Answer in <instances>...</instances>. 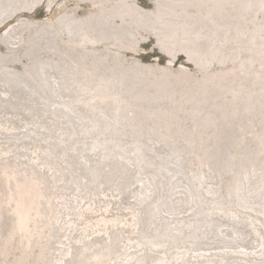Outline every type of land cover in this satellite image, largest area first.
<instances>
[{
    "label": "rangeland",
    "instance_id": "374dc122",
    "mask_svg": "<svg viewBox=\"0 0 264 264\" xmlns=\"http://www.w3.org/2000/svg\"><path fill=\"white\" fill-rule=\"evenodd\" d=\"M25 1L0 264H264V0Z\"/></svg>",
    "mask_w": 264,
    "mask_h": 264
},
{
    "label": "bare ground",
    "instance_id": "6f19581e",
    "mask_svg": "<svg viewBox=\"0 0 264 264\" xmlns=\"http://www.w3.org/2000/svg\"><path fill=\"white\" fill-rule=\"evenodd\" d=\"M137 1V0H136ZM43 2V0H26L25 1V4H23V9L25 10V11H28V12H32L34 9H35V7L36 6H38L40 3H42ZM136 3V2H135ZM13 4V3H12ZM15 6V5H14ZM136 7L139 9V10H142V8H141V6H137L136 5ZM1 8H3V5H0V9ZM5 8V7H4ZM13 8V10H10V9H12ZM17 8H19L18 6H17ZM20 9V8H19ZM15 10V8L13 7V6H11L10 4L9 5H7V7L5 8V9H3L2 10V12L3 11H5L4 13H3V15L1 14L2 12L0 11V14H1V17H0V25L1 24H3L4 23V21H6L5 19H4V17H11V16H13L15 13H16V11H14ZM20 11H22V9L20 10ZM83 21V20H82ZM86 21V20H85ZM67 23V22H66ZM14 26V25H13ZM12 27V26H11ZM10 27V28H11ZM10 28H8V29H10ZM12 28H14V27H12ZM14 30V29H13ZM15 31V30H14ZM10 32V31H9ZM7 34V33H6ZM11 35V34H10ZM92 36V35H91ZM17 37V36H16ZM19 37V36H18ZM94 40V39H93ZM16 41V40H15ZM159 41V40H158ZM183 46V45H182ZM1 54V53H0ZM202 61V60H201ZM172 63V62H171ZM232 72V71H231ZM14 73V72H13ZM21 80V79H20ZM25 81V80H24ZM24 84V83H23ZM13 86V85H12ZM9 89V88H8ZM248 90V89H247ZM238 91V90H237ZM209 95V94H208ZM222 95V94H221ZM10 99V98H9ZM20 99V98H19ZM28 100V99H27ZM42 101V100H41ZM36 102V101H35ZM215 107V106H214ZM232 108V107H231ZM245 108V107H244ZM207 109V108H206ZM250 109V108H249ZM202 113V112H201ZM216 113V112H215ZM157 153V152H156ZM154 155V154H153ZM163 160H164V158H163ZM95 162V161H94ZM38 163V162H37ZM41 164V163H40ZM165 165V164H164ZM155 166V165H154ZM184 166V165H183ZM32 170V169H31ZM33 171V170H32ZM40 171V170H39ZM45 172V171H44ZM211 176V175H210ZM53 178V177H52ZM44 180V179H43ZM176 181V180H175ZM124 184H125V182H124ZM123 184V185H124ZM55 187V186H54ZM213 187V186H212ZM206 190V189H205ZM181 192V191H180ZM263 198V197H262ZM246 202V201H245ZM246 204V203H245ZM23 208V207H22ZM24 210V209H23ZM173 240V239H172ZM68 254V253H67ZM59 259V258H58ZM139 262V261H138ZM138 262H136V264L138 263ZM142 262V261H141ZM140 262V263H141ZM163 263V262H162Z\"/></svg>",
    "mask_w": 264,
    "mask_h": 264
}]
</instances>
